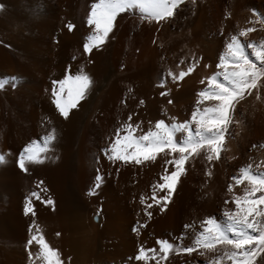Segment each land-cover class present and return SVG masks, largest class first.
I'll return each instance as SVG.
<instances>
[{
  "label": "rangeland",
  "instance_id": "obj_1",
  "mask_svg": "<svg viewBox=\"0 0 264 264\" xmlns=\"http://www.w3.org/2000/svg\"><path fill=\"white\" fill-rule=\"evenodd\" d=\"M94 2L0 0V81L20 78L0 90V154L5 157L0 162V264H45L40 246H28L32 235H43L63 264H156L134 259L141 246L155 248L160 264L215 262L224 245L218 244L217 252L172 250L165 260L157 241L192 245L206 218L224 224L223 214L236 210L235 198L249 187L246 180L237 185L232 179L240 169L252 165L264 171V77L236 104L238 122L230 128L221 159L207 161L206 151L190 156L164 210L153 193L166 195L158 185L165 169L174 170L166 161L179 158L178 153L158 154L155 161L137 165L109 160L101 150L113 142L117 129L123 137L128 123L138 125L134 134L142 135L160 119L190 120L197 94L219 71L230 38L264 42V0H184L173 18L160 23L138 9L124 12L106 43L88 54L83 46L93 30L87 18ZM249 27L255 31L239 37ZM189 67V75L173 79ZM66 69L72 75L82 70L92 80L86 98L67 119L52 95L53 81L63 79ZM67 100L65 91L62 102ZM215 103L205 100L200 108ZM53 129L57 138L42 154L44 162H26L27 171L22 170L23 148L32 141L38 148ZM98 172L102 181L90 195ZM48 199L54 204L47 205ZM29 204L35 215L25 213ZM218 264L233 261L225 257Z\"/></svg>",
  "mask_w": 264,
  "mask_h": 264
},
{
  "label": "snow or ice",
  "instance_id": "obj_2",
  "mask_svg": "<svg viewBox=\"0 0 264 264\" xmlns=\"http://www.w3.org/2000/svg\"><path fill=\"white\" fill-rule=\"evenodd\" d=\"M195 3V0H192ZM184 0H95L91 5V11L87 18V24L92 28V32L86 37L84 52L91 54L93 49L101 48L107 41L109 34L113 30V22L116 17L124 12H131L138 9L142 16L157 23L173 18ZM2 7V6H0ZM69 31L74 29V25H66ZM255 31L254 27H249L239 32V37H247L248 33ZM246 49H252L251 52ZM219 71L207 78L208 86L201 90L197 95L199 97L197 105L192 112L191 119L182 123H168L160 119L155 123L154 129L150 128L142 135H135L136 128L128 123L123 131L126 133L121 137V130L117 129L113 142L101 151L109 160H119L134 162L141 165L147 161H155L158 154L170 155L179 154V158L166 161L174 165V170L161 176L163 183L158 187L166 195L156 198L153 193V200L164 210L170 202L176 189L180 177L185 174V164L192 155H200L201 151H206V159L209 162L221 159V154L225 150L227 138L231 135L230 128L238 121L235 119L236 104L244 99L245 93L252 94V90L258 86V81L264 77V42H241L237 35L230 38L226 44V53L222 54L217 65ZM193 71L189 67L187 71H181L179 76H173V79L182 80ZM82 70L75 75L70 74L66 69V75L61 80L53 81L52 95L59 114L67 119L71 109L78 106V102L85 99L88 90L91 87L92 80L87 74H81ZM20 79L10 77L7 81H0V90L4 89L6 83L14 82ZM201 83H204L202 80ZM58 85V88L55 87ZM163 86V84H161ZM67 91L68 100L62 102V96ZM167 95L161 92V96ZM205 100L216 101L211 106L203 109L200 105ZM143 103V101H140ZM172 103L171 100L168 101ZM132 117L129 116V121ZM194 125V127H193ZM56 130L43 137V144L38 148V142L32 141L25 146L20 154L19 167L27 171V163H43L47 158L42 155L50 150V144L57 137ZM183 133V136L177 139V135ZM255 147V145H253ZM109 152L111 155H109ZM4 156L0 154V162H3ZM98 159V158H97ZM98 171V170H97ZM210 175V173H209ZM237 185L247 181L249 187L244 190L243 197L235 198L236 210L234 212L224 213L225 223L221 224L216 217H208L202 223L207 225L194 238L190 246H182L169 240H158L160 259H167L172 250L184 251L188 254L196 251L197 248H203L210 252H217V245L225 246L223 255L216 258L215 262L205 261V264H218V261L227 257L233 261V264H254L255 258L264 252V171L253 169L252 165H247L240 169V174L232 178ZM102 177L96 176V184L89 194H95V188L100 186ZM157 187V186H154ZM232 186H229V191ZM260 195L257 196L256 194ZM33 195H36L33 193ZM37 199L39 197L37 196ZM243 200V203H241ZM47 205H53L51 199L44 201ZM141 204L145 200L141 198ZM228 203V201H225ZM151 208L152 204H148ZM102 209L97 211L101 214ZM25 213L35 215V211L29 204ZM150 216L151 213H148ZM260 217L261 219H257ZM185 225V228H189ZM31 230V226H30ZM40 231V229H37ZM57 235H60L57 233ZM36 242L40 246L39 255L42 256L45 264H63L58 250L52 248L44 239L43 235L37 237L32 235L28 241V246ZM227 246H231L229 250ZM204 255L203 252L200 253ZM31 257V253H29ZM158 253L155 248L145 249L140 247L134 259L145 261L147 259H156ZM132 259V258H130Z\"/></svg>",
  "mask_w": 264,
  "mask_h": 264
},
{
  "label": "bare ground",
  "instance_id": "obj_3",
  "mask_svg": "<svg viewBox=\"0 0 264 264\" xmlns=\"http://www.w3.org/2000/svg\"><path fill=\"white\" fill-rule=\"evenodd\" d=\"M254 264H264V252L255 258Z\"/></svg>",
  "mask_w": 264,
  "mask_h": 264
}]
</instances>
